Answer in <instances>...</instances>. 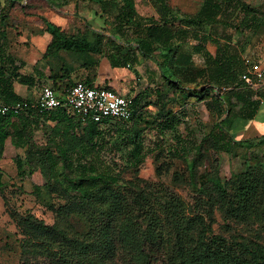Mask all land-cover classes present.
I'll return each mask as SVG.
<instances>
[{"label": "trees", "instance_id": "obj_1", "mask_svg": "<svg viewBox=\"0 0 264 264\" xmlns=\"http://www.w3.org/2000/svg\"><path fill=\"white\" fill-rule=\"evenodd\" d=\"M21 1L0 0V107L35 101L21 97L15 84L26 85L31 90L44 77L37 66L34 73H23L27 62L11 50L7 11ZM46 1L56 7L71 5L77 11L81 0ZM89 1L99 5L95 16L100 21V30L86 22L73 32L44 18L45 28L40 33L48 32L51 41L43 58L54 59L61 67L51 76L55 91L65 95L75 84L70 60L93 69L102 56L113 67H134L142 60H149L160 70L161 80L131 96L133 114L128 120L85 121L65 106L49 111L34 106L18 113L12 109L6 113L0 111V160L7 140L11 139L15 147L26 148L27 157H39L47 165L43 169L74 204L89 208L79 216L88 227L83 240L65 239V231L59 228V223L65 220L68 223L71 215L67 214L65 219L60 214L53 226H45L32 215L26 216L25 260L46 256L51 264H264L261 244L245 239L230 242L220 235L208 237L199 228L194 232L196 226L190 224L197 218L183 219L179 202L174 199L164 205L163 219L173 227L175 240L167 242L163 258H159L154 247L160 215L154 208L143 210L141 202L146 198L141 193L137 194L134 200L137 204L128 215L127 211L122 212L127 202L115 194L116 190L128 188L124 172L138 168L156 150L143 139L144 131L151 129L163 139L157 147H167L175 156L188 161L190 178L199 194L215 192L231 218L245 222L254 218L264 223V162L250 166L245 173L234 174L228 184L217 171L198 176L195 172L198 158H189L192 151L199 153L206 142H210L215 152L224 150L233 154L235 148H257L264 153V139L241 140L233 135L244 119L257 116L264 102V84L254 88L243 77L248 70L247 42L231 37L222 41L212 33L213 26L222 25L238 37L248 31L256 34L264 30V13L246 0H201L195 12L175 9L170 0H150L154 13L148 16L138 12L136 0ZM13 24L17 26L19 22ZM213 42L216 49L212 52L208 46ZM186 44H193V53L202 55L203 65L195 62L192 52H182ZM134 70L139 74V70ZM146 97L151 101L144 105ZM193 99L205 101L214 123L201 143L189 149L181 132V109L177 111L176 107L184 108L194 103ZM148 105L156 110H144ZM39 130L45 134L43 143L34 136ZM167 134H174L175 144ZM111 154L116 158H110ZM16 163L23 175L24 162L17 158ZM4 187V171L0 166V192ZM170 208L174 209L173 213L168 211ZM140 210L150 222L148 232L138 240L130 230L133 222L130 219L134 220L132 215ZM46 230L58 231L63 239L55 245L43 241L40 234ZM131 247L136 251L132 253ZM125 254L129 259L120 257Z\"/></svg>", "mask_w": 264, "mask_h": 264}, {"label": "rangeland", "instance_id": "obj_2", "mask_svg": "<svg viewBox=\"0 0 264 264\" xmlns=\"http://www.w3.org/2000/svg\"><path fill=\"white\" fill-rule=\"evenodd\" d=\"M200 2L201 0H170L171 6L182 12H195ZM246 2L264 13V0H246ZM136 8L145 16L154 13L150 0H136ZM98 10L99 5L89 0H81L77 11L71 5L56 7L46 0H22L7 11L9 14L7 24L10 27L7 31L9 32L11 50L17 55L27 46L30 48L32 35L39 34L45 28L44 18L55 23L65 22L66 28L73 32L77 28L83 27L86 22L100 30L102 29L100 21L95 16V12ZM14 21H18L19 24L14 26ZM212 33L222 41H226V37L246 41L247 51L264 54V49L262 50L264 48L263 29L256 34L248 31L238 37L233 30L222 25H215L212 28ZM26 37L29 42H24ZM208 47L213 52L216 49V43H210ZM193 49V44H186L182 48V52L193 53ZM193 58L198 65L204 64L201 54L193 53ZM140 70L142 76L135 83L140 87V91L145 90L148 86H155L157 80H161L160 70L149 60L140 67ZM51 84L53 85V82L40 81V84L32 89L28 97L36 100L41 88ZM145 99L144 105L151 101L149 97ZM193 100L194 103L186 105L184 108L176 107L177 111L181 109L179 111L182 121L180 127L183 139L189 144V149H194L201 143L203 137L211 131L214 123L205 101ZM147 109L152 112L156 110L152 105L145 106L144 110ZM108 123L116 125L118 122ZM34 136L39 143L45 142L44 131H36ZM167 137L172 141L171 143L175 144L174 134H167ZM143 139L146 144H150L151 148H156V150L149 154L146 161L138 168H129L124 172L123 177L128 188L116 190L115 194L122 196L127 202V208L123 207L122 212L127 211L128 215L130 210L135 208L137 203L134 200L139 193L146 198L141 202L144 206L143 210L148 212L154 208L157 215H160V225L155 228L157 239L154 247L159 258H163L167 242L171 243L175 240L173 227L163 219L165 216L164 205L171 203V199L179 202L181 208L179 211L185 216L183 219L197 218L193 224H190V227L196 226L194 232L199 228L208 237L220 235L230 242L245 239L264 246L263 222L254 218L247 222L231 218L225 213L223 201L219 196L216 197L215 192L202 195L196 191V186L190 178L188 161L175 156L167 147H157L158 143L163 140L158 132L147 129L144 131ZM232 152L233 154L224 150L215 152L210 142H206L199 153L196 151V154L194 150L189 154V158H198L195 170L198 176L217 171L221 179L228 184L234 174L245 173L250 166L264 162V153L261 149L235 148ZM109 156L112 158L115 157V154ZM17 158H21L24 162L23 175L19 173ZM0 161L5 181L4 190L0 192V264H51L46 256L25 260L23 245L28 232L26 233L24 230V225L27 224L24 218L32 215L42 221L45 226H53L58 222L60 214L65 219H67V214L71 215L68 223L66 220L64 223H59V228L62 229L61 231H65V239L83 240L88 227L79 216L87 212L89 208L83 209L82 206L78 207L74 204L75 201L71 200L58 183L50 179L48 173L43 169L47 165L39 157L26 156V148L15 147L9 141L4 157ZM143 210L135 211L132 215L135 216V219H130L133 221L130 230L134 231L133 235L138 240L144 238L150 222V218L143 214ZM168 211L173 213L174 209L170 208ZM123 217L124 215L121 218ZM177 221L180 223L179 220ZM31 232L36 233L34 230ZM57 232L48 231L39 234L43 241H50L55 245L63 239ZM131 251L133 253L136 249L132 248ZM120 257L129 259L127 254Z\"/></svg>", "mask_w": 264, "mask_h": 264}, {"label": "crops", "instance_id": "obj_3", "mask_svg": "<svg viewBox=\"0 0 264 264\" xmlns=\"http://www.w3.org/2000/svg\"><path fill=\"white\" fill-rule=\"evenodd\" d=\"M64 23L65 22L56 24L66 28ZM50 41L51 35L48 32L39 33V35H32L30 40L31 47L29 48L27 46L26 49L17 53L16 56L27 62V65L22 69L23 73H34V67L37 66L44 73L42 80H47L52 83V73L58 71L61 67L58 66L56 60L52 59L48 61L47 59L43 58ZM24 42H29L27 37L26 41ZM263 49L264 48H262V50ZM246 54L247 57L251 58L253 61L264 64V54L261 52L253 53L252 51H248ZM146 61L147 60H142L139 65L134 67H130L129 65L127 67H113L109 59L105 56H102L98 66L90 69L88 65H84L76 60L74 62L70 60L71 66H74V71H72V79L74 83L82 81L92 84L93 86L112 88L123 93L125 96H132L140 92V87L136 86L135 83L142 76L140 67ZM134 68L139 70V74L135 72ZM15 89L16 92L23 98H27L32 91V89L29 90L26 85L20 83L15 84ZM239 126L240 127L233 132V135L237 139H264V102L261 103L258 109V114L254 119H244V121H242ZM9 141H11V139L7 140L6 146Z\"/></svg>", "mask_w": 264, "mask_h": 264}, {"label": "built area", "instance_id": "obj_4", "mask_svg": "<svg viewBox=\"0 0 264 264\" xmlns=\"http://www.w3.org/2000/svg\"><path fill=\"white\" fill-rule=\"evenodd\" d=\"M247 72L243 77L254 88L264 84V64L246 58ZM30 106L41 110H54L60 106L69 108L83 120H92L103 123L106 119L128 120L133 114V99L112 88L90 86L79 81L72 85L65 95L58 94L55 89L43 86L35 101L18 102L14 105H2L0 111L6 113L13 110L15 113Z\"/></svg>", "mask_w": 264, "mask_h": 264}]
</instances>
